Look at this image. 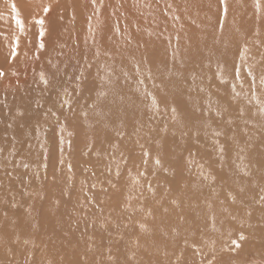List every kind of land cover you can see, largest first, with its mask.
I'll return each instance as SVG.
<instances>
[{
    "label": "rangeland",
    "instance_id": "374dc122",
    "mask_svg": "<svg viewBox=\"0 0 264 264\" xmlns=\"http://www.w3.org/2000/svg\"><path fill=\"white\" fill-rule=\"evenodd\" d=\"M39 1L43 2V0ZM52 1L46 0L49 8L53 6ZM92 1L78 0V4L83 8L80 14L82 22L90 21L91 17L96 14L95 5L97 4ZM134 2L136 7L138 4L139 7L144 5L140 1L134 0ZM149 3L155 4L154 8L149 13L141 11L142 22L138 24L136 22L138 32L135 31L133 37L127 38L124 35L115 37L113 35L109 44L106 43L108 41L105 37H97L96 44L92 48L86 51L81 49L83 46H80L77 52L69 50V42L78 41L86 36L73 22L72 15L74 14L62 19L59 11H54L56 17L60 18L56 19L57 21L54 23L50 22V26L45 30L50 33H45L50 38L55 35L58 39L62 37L59 43H52L55 51L49 50L50 52L45 53L44 62L35 65L32 71L34 79L30 80L33 83L19 86L16 97L13 96L12 99L4 98L2 100L0 98V264L31 263L29 252L26 249L19 251L21 247H25V243L20 238L23 237L28 227L33 228V225L30 226L33 222H29L27 218L25 221L20 219L23 216L26 217L25 213L33 214L40 208L44 213L51 211L59 217L72 218L74 225L69 228L77 239L81 232L84 235L93 231L90 229L92 221L97 224L99 221L101 223V220H109L110 217L105 220L107 217L105 215H108L106 209L118 212L128 209V204L137 198L139 192L151 194L157 198L158 196L160 198L169 197L170 192L168 191L173 188H175V193H203L204 197L206 194L207 197H212L214 207L206 204L202 197H198L192 205V208L198 207L204 211L210 209L206 217H212V215L219 217L221 214L231 217L232 235L228 237L230 238L228 243L229 247L233 249H230V255L221 254V247L213 248L207 257L202 261H197V264H252L251 260L255 259V261H260L258 264H264V245L259 244V240L264 241V221L254 222L244 216L247 210L251 215L259 213L264 216V0H154ZM124 6L125 12H127L123 11L121 17H126L127 20L133 12L128 11L127 3ZM0 7V23L15 21L12 24L7 23L10 26L2 24L5 31L14 30L17 20H23L26 17L18 19L14 17L20 12L18 7H15V15L8 14L12 10L10 2H6ZM87 7H90L89 11L86 10ZM74 16V19H78L77 15ZM40 19L44 20L43 17ZM95 20H97L96 16ZM71 22L76 24L75 30H73L74 24L72 25ZM140 24L143 25L140 26ZM114 28L115 31L118 30V27ZM71 29L76 31L75 35ZM18 31H24V29L19 27ZM128 31L131 29L128 28ZM143 31H151L153 34L148 32L147 35ZM189 32L194 38L193 40H190ZM227 35L231 46L228 43ZM142 36L149 40L143 39ZM154 36L161 37L158 41L166 38V41L170 42L168 49L179 55L182 53L186 55L187 44H192L195 41L200 43L201 40L210 39L219 42V52L224 54V60L226 57L229 62V65L220 68L224 71L221 74L224 75L228 71L235 73L236 70L239 83L238 103L234 101L232 104L235 106L230 107L229 112L224 107H228L231 91H225L226 94H224L222 89H218L217 92L207 94V97L204 87L205 90L200 86L203 96L198 95L197 91L190 90L192 95L194 94L200 99L202 107L206 102L210 103L211 100L219 97H223L225 103L219 102L217 107L212 108L213 111L209 110L211 112V128L209 130L198 120L197 113H191L192 116L182 117H184L183 122H187V127L192 126L193 130L191 128L186 130L185 126L183 131L175 130L178 132L172 134L175 124L182 122L178 119L179 114H177L174 125L166 127L167 136L168 134L180 136L184 155L183 152H179L169 165L157 163L158 156L154 154L150 143L149 152L153 154L152 156L145 152L136 155L138 151H141L140 146H146L143 137L146 140L154 141L165 130L162 126L165 113L159 112L160 108L153 109V112L152 108H138V111L147 112L148 119L145 117L144 121L145 119L146 121L142 124L130 122L129 125L107 126L102 123L104 120L101 119V114L92 110L94 103L98 100L91 104L98 97L107 101L104 99V94L98 95L95 90L96 86L99 89L106 86L104 91L108 92L109 89L112 93L109 91L111 94L108 95L114 97L111 103L121 105V102H124L125 106H130L132 98H136L133 91L140 89L139 86H142L140 84L148 83V76H151V72L147 70L148 63L151 64V67L154 66V56L152 55L161 52L160 47L154 42ZM235 39L238 40L237 46ZM212 53L216 55L218 52L213 51ZM184 63V66L189 65L188 62ZM195 67L198 68L195 63L190 65L188 68L193 70L188 73H193ZM130 70H132V74H129ZM156 71L160 72L157 66ZM179 72L181 73V71ZM69 73L73 75L71 76ZM137 74H139V78H137L139 82L134 79L135 76L138 77ZM100 75L101 78L98 80ZM129 75H132L133 79ZM183 81L180 84L185 82ZM229 82L231 83V81ZM90 87L93 88V93L90 91L92 90ZM154 88L157 89L156 93L161 92L164 97L162 87ZM113 90L115 94L118 93V96H114ZM180 90L181 92L178 91V93L183 92L182 97L189 93V90L186 91L183 88ZM127 93L129 94L127 95ZM156 93L153 95L155 96ZM231 94L233 95V93ZM245 101L251 106L249 109L243 106ZM251 102H254L253 105ZM102 108L105 109V107ZM219 108L222 112L219 111ZM213 114L224 115L223 124L219 123L222 125L216 126ZM153 115L158 116V122L154 130L150 131ZM226 115L227 117H225ZM187 132L191 134L187 136ZM159 139L162 142L166 140L163 135ZM169 141L167 140V145H163L162 155L164 157L170 152H165L171 147V141ZM191 144L200 145L203 150L198 154L192 152L193 161L189 164L185 152L191 149ZM175 145L178 147L177 144ZM213 149L231 153L229 161L234 170H237L238 176L232 175V170H229L222 161L225 156L214 157L215 150ZM232 152L238 153L237 159L232 156ZM144 159L145 161L150 159V165L149 168L142 170L140 164L144 162ZM135 160H139L140 164L131 166ZM120 161L125 163L123 172L128 171L123 179L117 178L116 173L115 175L109 173L115 171ZM116 163L118 164L116 165ZM256 165L259 167L254 172L252 169ZM165 166H172L171 169L178 170V174L175 173L176 177L173 176L174 171L170 173V176L165 173L169 178H162L161 182H158L160 187L154 183V180H147L148 176L156 178L162 175L164 172L162 168ZM238 177H241L247 187L243 189L241 184L240 190L235 192L232 188L236 186ZM144 180L152 181L154 184L146 182L139 188L138 183L140 184ZM162 182L166 184L162 185ZM128 186L140 190L132 194L124 193L125 187ZM112 193L113 195L118 193V200L114 199L113 195L109 196ZM130 195L135 197L128 201L126 196ZM84 210L87 211L85 213L87 218L83 214ZM234 210L239 216L237 220L232 215ZM77 211L80 212L81 220H84L81 221V225L77 224V221H80L79 215H76V219H79L77 221L74 217ZM54 216V214L50 215L51 219L55 220ZM192 216L193 219L196 218L195 214ZM15 219L22 221L23 225L10 235L8 229H13L11 226ZM36 222L42 221H34V223ZM235 225L238 226L237 230ZM7 234L8 239H5ZM83 237L87 236H82L81 240ZM64 243H62V247ZM7 249L11 252H8ZM12 251H17L14 252L16 255H7V253H13Z\"/></svg>",
    "mask_w": 264,
    "mask_h": 264
},
{
    "label": "bare ground",
    "instance_id": "6f19581e",
    "mask_svg": "<svg viewBox=\"0 0 264 264\" xmlns=\"http://www.w3.org/2000/svg\"><path fill=\"white\" fill-rule=\"evenodd\" d=\"M93 1L96 2L97 4L95 5L96 14L93 17H91L90 21L82 22V19L80 18V14H81V9L83 8L78 4V0H53L52 1L53 6L51 8L48 7V3H46V0H43L42 3L39 0H0V6L4 5V3L6 2H10V4L12 5V10L8 12V14L12 13L13 15H15L16 13L15 7H18L20 12L17 15L18 17L17 16L14 17L18 19L20 17L26 16L23 18V20H20L22 22V27L20 24H16L15 29L12 31H5V28L3 27L2 24L10 26L9 24L15 23V21L7 22L9 24L0 23V72L3 73V75L0 76V98H2V100L4 98L12 99L13 96L17 95L19 86L22 87L27 83L28 84L33 83L30 80L33 78L32 71L35 65L44 62L43 58L45 56V53H47L49 50L55 51L54 48L52 47V43L55 42L59 43L62 37L58 39L57 35L53 36V38L46 36L45 32L47 31L45 30L50 26V22L54 23L57 21L56 19H59L60 17L62 19L67 18L68 15L72 13L74 15H77L78 19H74L75 16L72 15L73 22L77 24L78 29L80 30V32H82L83 35L86 36V38L83 37L82 39H79L78 37L79 40L70 41L68 47L69 50L73 52H77L80 46H83L81 47L82 50L88 51L90 48H92V46L96 44L97 37L99 38L105 37L106 40L108 41L106 42L107 44H109V42L112 40L113 35L115 37H119V36L122 37L123 35L126 36L127 38L133 37V33L137 31V27H138L136 25V22L137 24L142 22L141 19L143 15H140L141 11L144 10L146 11V13L147 12L149 13L154 8L155 5L149 3V1H154V0H136L144 4L140 7L138 2H136L138 4V7L134 6L135 3L134 0H93ZM125 3H127L128 11L133 12L132 16L127 18L129 22L126 20V17H121L123 11L125 12V6H124ZM89 8L90 7H87L86 10L89 11L88 10ZM46 9H48V11H45ZM56 10L59 11L61 15L60 17H56L54 13V11ZM0 12H1V7H0ZM95 16L97 20H95ZM41 17L44 18L43 20L44 23L42 25L39 23ZM172 17L177 18L175 16ZM74 23H72V25ZM76 24L73 25L72 27L73 30H75ZM142 25L143 24H140V26ZM19 27L24 29V31H18ZM114 27H118V30L115 31ZM84 28H86V31H84ZM97 28L100 30H98ZM128 28H130L131 31H128ZM73 30L71 32L74 34L76 31ZM148 32L150 34H153L151 31H143V33H146L147 35ZM190 32H189V38L190 40H193L194 38L192 37ZM49 33L50 31L47 32V34ZM228 35H227V40L229 45L231 46V41L229 40ZM144 38L146 40H149L145 36L143 37V39ZM159 38L161 37L154 36L155 39L154 42H156L157 46L160 47L161 52L152 55L154 56L153 67H151L150 63H148L149 68L147 70L151 72V76H148V83L140 84L142 86L138 85L140 89L133 91L134 96L136 98H132L130 106H125L124 102H121V105L118 104L116 105L114 103H111L114 97L112 96L113 97L112 98L110 95H108L111 92L109 89L108 92L104 91L105 90L104 88L106 86L103 87L102 89H99L96 86L95 90L96 93H98V95L100 93L104 94V99L110 102L104 101L100 97L98 98L95 97L96 99L93 100L91 104H93L98 100V102L94 103L92 110L98 113L99 115L101 114V119L104 120L102 121V123H105V125L107 126L110 125L112 126L113 124L129 125L130 122H137L139 124H142L146 121V119H148V117L146 116L147 112L145 111L143 112L141 110L138 111V108H152L151 111L153 109L160 108L159 112L165 113L164 119L162 121V126L165 130L161 134H159V137H156L154 141L146 140L145 137H143V140L146 142V146H140L141 151H138L136 155L145 152L147 155L152 156L153 154L149 152V143H150L152 150L154 151V154L158 156L157 161H159V163L169 165L173 161L172 159H174L179 152H183L184 149L183 143L180 140V136L172 135L175 134V132H178L175 130L183 131L185 129V126L187 127V122H183L184 117L187 118L188 116H192L191 113H197L198 115L197 117H199V119L198 118L196 119L201 121L203 126L209 130V128H211L210 125L211 112L209 110L213 111L214 107L215 106L217 107V104L219 102L225 103L224 98L219 97V98H214V100H211L210 103L207 102L205 104L203 103L204 107H202L200 106L201 103L200 99L197 98L194 94L192 95L190 90L199 92L198 95L200 96H203V92L201 91L204 88H206L205 95L207 94L210 95V93L214 91L217 92L218 89H222L223 90L222 93L224 94H226L225 91H231V93H233V95H235L236 97L233 96L231 93H229V96H231L230 102L228 104V107H224L225 110L229 112L230 107L232 108V106H235L232 103H234V101L238 103L237 91H238L239 83L237 81L236 70L235 73L233 72L230 73L228 71V73L225 72L224 75L221 74L224 73V71L220 70V68L229 65V62L227 61L226 57L224 60L225 55L219 52L220 51L219 42L210 39L201 40L200 43L195 41L192 44H187V47L185 48V51H187L186 55L184 53H182V55H179L177 52L170 51L168 49L170 48L169 45L170 42H167L166 38L165 40L161 39L160 41H158ZM237 39H235L236 46L238 45ZM83 42L84 45H82ZM41 45H43V47H41ZM213 51L218 53L214 55L215 53H212ZM155 61H157L158 63H156ZM184 62H188L189 65L184 66L183 65ZM194 63L198 66V68L195 67L194 69L195 71L193 73H188L189 71L193 70L188 67L190 65H193ZM158 64L160 65V67ZM156 66L158 70H160V72L156 71ZM131 69L133 70L132 67ZM132 70H130L129 74L133 73L131 72ZM178 71H181V73L180 72L178 73ZM145 72L147 73V71ZM117 73L119 72L117 71ZM69 74L71 76L73 75L71 73ZM137 75L138 77L135 76L134 79L138 81L137 78H139V74ZM129 77L133 79L132 75H129ZM99 78H101V75L97 79L99 80ZM181 81H183L184 83L180 84ZM229 81H231V83ZM111 82L112 80L110 81V83ZM158 86L163 88L164 97H162L161 92L156 93L157 89L154 87H158ZM200 86L202 87L201 91H200L201 88ZM182 88L186 91L189 90V93L184 97H182L183 92L178 93V91L181 92L180 89ZM90 91L93 93V88ZM154 93H156L155 96L153 95ZM117 94H115L114 96L116 97ZM128 94L129 93H127V95ZM251 103L253 105L254 102ZM146 104L148 105L146 106ZM243 106H246L245 107L246 109H249L251 107L247 104V101L244 102ZM102 107H105V109H103ZM202 110H204L203 113H201ZM222 110L224 111V109ZM219 111L222 112L220 108ZM177 114H179L178 119L182 122L175 124V126L173 127L172 134H168L167 136L168 131L166 127L168 125L170 126L174 125V122L177 118ZM213 115L215 117L216 126L222 125L224 122L223 119L224 115L223 114L222 115L213 114ZM145 117L146 119L144 121ZM152 117H154V119L152 124L153 126L151 125L149 128L150 131L154 130L158 122V116L153 115ZM225 117H227V115ZM107 118L108 119L111 118V119L108 120ZM192 122L194 123V121ZM188 128H191V130H193L192 126H188L186 130H188ZM147 132L149 131L147 130ZM186 134L188 136L191 133L187 132ZM162 135L163 138L166 139L163 140V142L162 140L160 141L159 139L162 137ZM139 136L141 137V135ZM132 138L134 137L132 136ZM169 139L171 141V147L170 149H167L165 152H169V151L170 152L169 155L164 157L162 155V151L164 152L163 145L164 144L167 145L166 143L167 140L169 141ZM175 144H177L178 147ZM201 150L203 149L200 145L195 146L194 144H191V149L188 150V152H185V155H187V158L189 159V164H191L193 161L192 152L198 154L202 152ZM213 150H215L214 157L220 158L221 156H225V158L222 159V161L224 162V164H226V167L229 168V170H232L231 173L232 175L238 176L237 170L236 171L234 170L233 165L229 161V157L231 153L230 154L225 153L219 149H213ZM232 156L235 159H237L238 153L232 152ZM188 159H186L187 162ZM149 160L150 159L145 161L144 159V162H142V164L139 163V160H135L131 166L140 164V168L142 167L143 170L144 168H149L150 165ZM117 164L118 163H116V165ZM126 166L129 167V165ZM234 166L236 165L234 164ZM124 167H125V163L123 161H120L117 167L115 168L116 172L111 171L109 173H113L114 175L116 173L117 178L123 179L125 177V174L128 172V171L123 172L125 170ZM253 167L254 169L252 170L256 172L258 170L259 165ZM171 168L172 166H165L162 168L164 170V172H162V175L156 178H152L148 176L147 180L148 181L149 179L154 180V183L160 187L158 182H161L162 178L168 179L169 178L168 176H170V173L173 171H174L173 176L176 177V174H178V170L176 169L173 170ZM238 178L239 179H236V186H233L232 188V190L235 192H238L240 190L241 184L243 189H246L247 187V184L241 179V177ZM148 181L144 180L140 184L138 183L139 188L142 187L141 184H145ZM163 182H165L164 179ZM163 182L162 185H165L166 183L164 184ZM148 183L154 184L152 183V181ZM139 188L135 190L133 188H130L129 186L125 187L124 193H131V194L137 193L140 190ZM168 192H170V196L164 198H160L159 196L157 198L154 195L142 194L140 192L138 193L139 195L137 196V198L133 199L132 201L131 199L134 198L135 196L133 195L126 196V199L128 201L129 200L131 201L130 204H128L129 206L128 209H122L120 210V212L116 210L113 211L108 210L109 208L106 209L108 215H105L107 216L105 220L108 217H110L109 220L108 221L101 220V223L99 221L97 224L96 222L92 221L90 229L93 231L89 233L87 232V234L84 235L81 232V234L78 235L79 238L76 237L77 239H75L74 233L71 232L69 228L72 225H74L72 218L59 217L56 215V213H53L51 211H49L50 213H44V211L40 210V208H39L40 212L38 210H35L33 214L25 213L26 217L23 216L20 219L22 221H25V219L27 218L29 222H33L30 224V226L33 225V228L28 227L25 230L23 237L20 238V240L25 243V247H21L19 251L26 249L27 252H29V257L31 262L30 264H76L79 262H81L82 264H174V263L197 264V261H202L207 257L210 250H212L213 248H220V247H221V254L225 256L230 255V249H233L229 247V243H228L230 239L228 237H231L232 235V227L230 225L231 217L224 216L222 214L219 217L213 215L212 217H206L210 209H206L204 211L203 209L198 207L192 208V205L196 202L195 200L198 197H202L205 200L206 204H209L212 207H214V202L212 201V197H207V194L206 197H204L202 195L203 193H177V192L175 193V188L169 190ZM112 195L113 193L109 196L111 197ZM214 195L217 197L215 193ZM117 197L119 198L118 193L116 195L115 194L113 195L114 199H117ZM120 198L122 197L120 196ZM106 201L104 202L106 203ZM83 212H84L83 214L86 216L85 213L87 211L85 212L84 210ZM53 214L55 215L54 217H56L55 220L53 218L51 219L50 217V215L53 216ZM79 214H80L79 211L75 213L74 217L76 221L79 220L76 219V215ZM193 214L196 215L195 219H193L192 216ZM94 215L96 216V214ZM232 215L233 218L236 220L237 217H239L236 210L233 211ZM244 216L250 218V220L254 222L264 221L263 215L259 213L251 215L249 210L245 212ZM81 219L82 218L80 217V221H77L78 225H81L82 224L81 221H84ZM37 220H41L42 222L34 223V221ZM22 221L18 219L13 220L11 226L13 229L10 228L8 229L10 231V235L16 232L17 231L16 229L20 228L23 225ZM235 229L236 230L238 229L237 225H235ZM44 234L47 237L45 236L42 237V235ZM82 236H87V237L86 238L83 237V239L81 240ZM104 238L105 240H103ZM5 239H8V234L6 235ZM63 242L65 243L64 246L62 247ZM259 244L264 245V241L259 240ZM47 249L49 252L47 251ZM7 251L11 252V250L8 249ZM4 252L6 251L4 250ZM12 252L13 253H7V255L9 256L16 255L14 252L17 251H12ZM255 260H251V263L258 264L260 262Z\"/></svg>",
    "mask_w": 264,
    "mask_h": 264
},
{
    "label": "snow or ice",
    "instance_id": "6c2138e0",
    "mask_svg": "<svg viewBox=\"0 0 264 264\" xmlns=\"http://www.w3.org/2000/svg\"><path fill=\"white\" fill-rule=\"evenodd\" d=\"M45 11H48V9H46ZM39 23L42 25L44 23V21L43 20H40ZM17 24H20L21 27H22V22L19 19L17 20ZM41 47H43V45H41ZM2 75H3V73L0 72V76H2ZM157 163H159V161H157Z\"/></svg>",
    "mask_w": 264,
    "mask_h": 264
}]
</instances>
